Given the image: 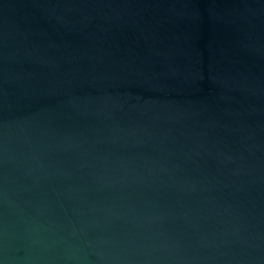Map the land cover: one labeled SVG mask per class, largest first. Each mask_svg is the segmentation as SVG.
Listing matches in <instances>:
<instances>
[{
  "label": "water",
  "instance_id": "1",
  "mask_svg": "<svg viewBox=\"0 0 264 264\" xmlns=\"http://www.w3.org/2000/svg\"><path fill=\"white\" fill-rule=\"evenodd\" d=\"M69 81L76 96L123 107L113 119L62 109ZM24 93L39 95L17 103ZM37 101L66 138L44 163L65 175L35 185L0 154V230L16 219L5 196L53 202L44 224L63 221L60 203L76 221L83 191L169 214L187 259L154 264H264V0H0V120ZM141 128L143 143L126 142ZM125 173L147 179L96 190ZM82 264H100L92 248Z\"/></svg>",
  "mask_w": 264,
  "mask_h": 264
},
{
  "label": "clouds",
  "instance_id": "2",
  "mask_svg": "<svg viewBox=\"0 0 264 264\" xmlns=\"http://www.w3.org/2000/svg\"><path fill=\"white\" fill-rule=\"evenodd\" d=\"M70 88L69 81L68 88L63 90V98L57 101L62 109L80 115L87 113L113 119L123 107L111 96L93 101L76 96ZM36 95L39 94L24 93L17 103H31ZM48 95L59 96L60 90H51ZM37 103L40 104L39 101ZM53 112V108L40 104L36 112L17 116L14 111H10L0 120V154L5 163L13 165L35 185L51 180L53 176L59 178L65 175L55 168L50 170L44 163V158L53 148L66 140L52 129ZM40 117H46V123L41 128H34V122ZM147 132V129H132L125 133L130 137L126 142L139 145L144 142L139 138L140 134ZM151 171L153 174L157 172L155 169ZM158 172L168 173L169 169L161 167ZM146 179L139 174L129 173L106 177L101 179L96 190L131 187ZM192 190L195 191V185ZM73 198L77 200V206L72 211L78 223L67 215V210L60 203L59 208L64 213L63 221L49 218L47 223L42 224L39 220L42 207L50 212L53 202L44 198L22 204L5 196L8 214L16 219L11 224L6 222L0 230V264H82L87 259V248L93 249V255L100 264H154L156 261L187 259L179 255L182 245L166 229L169 214L154 203L140 207L125 203L121 196H114L111 201L98 202L89 200L83 191ZM65 228L67 231H62ZM43 230L51 233L50 239L40 238ZM20 251L24 255H18Z\"/></svg>",
  "mask_w": 264,
  "mask_h": 264
}]
</instances>
